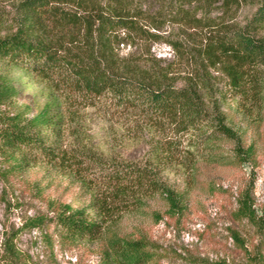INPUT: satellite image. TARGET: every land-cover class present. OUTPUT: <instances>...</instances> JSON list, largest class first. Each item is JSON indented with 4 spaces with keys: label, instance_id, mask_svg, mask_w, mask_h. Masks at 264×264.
Here are the masks:
<instances>
[{
    "label": "rangeland",
    "instance_id": "rangeland-1",
    "mask_svg": "<svg viewBox=\"0 0 264 264\" xmlns=\"http://www.w3.org/2000/svg\"><path fill=\"white\" fill-rule=\"evenodd\" d=\"M17 1L0 0V36L16 28ZM254 8L247 4L224 13L219 2L205 8L187 2L167 8L145 5L142 11L157 19L156 28H148L159 37L119 44L116 52L124 60L168 69L180 85L193 74V64L167 40L178 39L185 48L197 49L208 28L222 22L242 25ZM144 24L148 26L147 21ZM60 34L49 38L70 42V31ZM205 71L228 122L244 145L252 144L254 149L252 158L241 165L223 162L231 154V141L221 139L210 147L189 134L174 135L168 126L162 130L144 123L133 112L107 108L103 100L13 70L17 105L27 104L34 113L49 103L65 115L66 125L55 136L59 147L149 168L183 200L180 211L172 212L165 194L139 192V202L116 205L112 218L102 220L104 230L96 238L70 241L59 236L55 211L62 203L88 206L92 189L103 182L93 172L95 167L81 174L38 165L13 169L0 152V264H108L112 234L144 240L155 254L151 264H264V106L257 113L244 114L234 107L227 78L218 66ZM172 137L177 140L173 146L167 151L159 148V140ZM218 155L224 158L213 160ZM244 194L252 202V218L238 215ZM86 211L93 214L90 208ZM33 217L44 222L31 227Z\"/></svg>",
    "mask_w": 264,
    "mask_h": 264
},
{
    "label": "trees",
    "instance_id": "trees-1",
    "mask_svg": "<svg viewBox=\"0 0 264 264\" xmlns=\"http://www.w3.org/2000/svg\"><path fill=\"white\" fill-rule=\"evenodd\" d=\"M186 2L204 8L219 2L224 13L247 4L255 8L242 25L222 22L208 28L197 49L185 48L178 39L167 40L179 56L193 64V74L180 85L158 64L143 66L119 57V44L159 37L148 28H156V15L144 13L143 6L158 3L167 8ZM16 19V28L0 36V152L13 169L38 165L81 174L95 167L93 172L103 180L92 189L86 207L93 214L83 207L58 206L53 222L60 237L74 242L96 238L104 230L102 220L112 218L116 205L139 202V192L165 194L172 212L180 211L182 195L161 183L149 168L59 147L55 136L66 125L65 115L49 103L34 113L27 104L17 105L18 90L10 77L13 70L37 76L52 87L103 100L107 108L133 112L144 123L162 130L168 126L174 135L189 134L210 147L221 139L231 141V154L223 162L241 165L252 158V144L245 146L228 122L209 88L205 70L218 66L226 76L236 109L247 115L262 110L264 0H18ZM62 30L70 31L67 44L54 39ZM176 141L165 138L158 145L167 151ZM223 158L218 155L213 160ZM237 212L254 216L248 195L240 199ZM43 222L44 218L33 217L30 226ZM106 259L108 264H151L155 254L142 239L112 234Z\"/></svg>",
    "mask_w": 264,
    "mask_h": 264
}]
</instances>
